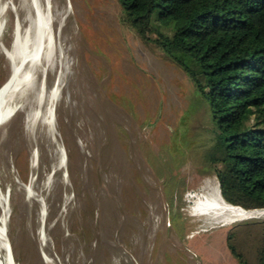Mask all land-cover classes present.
Masks as SVG:
<instances>
[{
    "label": "rangeland",
    "instance_id": "rangeland-1",
    "mask_svg": "<svg viewBox=\"0 0 264 264\" xmlns=\"http://www.w3.org/2000/svg\"><path fill=\"white\" fill-rule=\"evenodd\" d=\"M52 4L60 51L43 79L47 89L61 80L51 126L31 133L19 112L0 127L9 258L16 264H238L227 247L231 232L255 263L264 213L227 221L192 210L194 193L220 188L204 154L215 143V125L188 77L120 23L117 0ZM26 12L23 5L20 13ZM3 18L9 46L13 10ZM9 72L0 52V86Z\"/></svg>",
    "mask_w": 264,
    "mask_h": 264
},
{
    "label": "trees",
    "instance_id": "trees-1",
    "mask_svg": "<svg viewBox=\"0 0 264 264\" xmlns=\"http://www.w3.org/2000/svg\"><path fill=\"white\" fill-rule=\"evenodd\" d=\"M120 23L190 80L217 137L205 151L221 195L264 208V0H117ZM262 243L256 261L264 264ZM227 247L251 264L231 232Z\"/></svg>",
    "mask_w": 264,
    "mask_h": 264
},
{
    "label": "bare ground",
    "instance_id": "bare-ground-1",
    "mask_svg": "<svg viewBox=\"0 0 264 264\" xmlns=\"http://www.w3.org/2000/svg\"><path fill=\"white\" fill-rule=\"evenodd\" d=\"M23 5L27 7V12L21 15ZM8 9H12L14 12V27L9 46L5 45L3 41L6 27L3 16ZM52 22V0H20L18 5L14 0H4L0 6V52L6 56L10 64L9 75L0 86V127L6 125L19 112L23 115L25 127L31 133H35L42 126L50 125L53 121V108L58 99L61 75L57 77L51 89H47L45 79H43L49 67L58 62L57 32L53 31ZM33 167L35 166L33 165ZM27 185L29 199H33L37 195L35 186L32 182H28ZM193 197L192 210L200 215L209 214L215 218L222 217L231 221L264 213V210H245L240 206L225 202L219 189L211 192L201 189L200 192L194 193ZM0 202L3 204V208L0 210V264H16L9 258L5 250L8 246L7 231L5 230L8 215L7 193L2 196L0 191ZM44 214L43 203L41 217Z\"/></svg>",
    "mask_w": 264,
    "mask_h": 264
},
{
    "label": "water",
    "instance_id": "water-1",
    "mask_svg": "<svg viewBox=\"0 0 264 264\" xmlns=\"http://www.w3.org/2000/svg\"><path fill=\"white\" fill-rule=\"evenodd\" d=\"M219 191H220V189H219ZM220 193H221V191H220ZM224 199V198H223ZM225 201V200H224ZM226 202V201H225ZM241 207V206H240ZM252 211V210H251Z\"/></svg>",
    "mask_w": 264,
    "mask_h": 264
}]
</instances>
